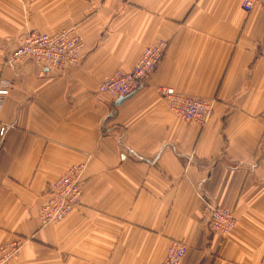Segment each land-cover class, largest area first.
I'll return each instance as SVG.
<instances>
[{"label":"crops","instance_id":"crops-1","mask_svg":"<svg viewBox=\"0 0 264 264\" xmlns=\"http://www.w3.org/2000/svg\"><path fill=\"white\" fill-rule=\"evenodd\" d=\"M0 0V76L11 81L1 121L0 247L24 238L8 264H159L172 239L182 264H264V1ZM74 28L78 67L6 57L29 30ZM169 41L148 84L117 104L98 92L145 45ZM166 85L212 100L201 127L174 116ZM84 164L82 203L42 226L49 186ZM237 224L213 233L205 202Z\"/></svg>","mask_w":264,"mask_h":264},{"label":"built area","instance_id":"built-area-1","mask_svg":"<svg viewBox=\"0 0 264 264\" xmlns=\"http://www.w3.org/2000/svg\"><path fill=\"white\" fill-rule=\"evenodd\" d=\"M264 0H242L241 6L246 12H250ZM165 41L147 46L141 53V57L135 66L127 72L118 71L115 75L105 79L101 85L104 93L113 97H126L134 93L141 82L152 72H155L160 65L161 54L165 47ZM84 46L82 37L74 28H65L52 33L38 32L32 30L25 35L21 45L17 47L15 56L18 60L32 58L48 64L47 66L55 70H65L78 65L82 60L81 50ZM161 57V58H160ZM9 80H0V137L4 136L7 130L6 124L1 122L3 106L6 98L10 94ZM156 92L168 100L177 115L181 114L186 120L192 121L197 108L201 106L197 100L185 98L175 92L171 86L159 85ZM184 99L183 104L182 100ZM193 100V101H192ZM180 106L183 110L178 112ZM207 108L202 109V115L207 113ZM84 164H74L70 166L65 174L55 179L50 185L49 198L43 204L40 219L44 222L59 221L64 215L70 212L74 204L80 200L84 190L82 175ZM232 212L228 209L220 208L212 219V227L224 233L231 230L229 222L233 221ZM2 262L6 257H10V250L7 246L1 247ZM187 252V246L183 241L175 240L167 248L166 257L160 264H180Z\"/></svg>","mask_w":264,"mask_h":264},{"label":"rangeland","instance_id":"rangeland-1","mask_svg":"<svg viewBox=\"0 0 264 264\" xmlns=\"http://www.w3.org/2000/svg\"><path fill=\"white\" fill-rule=\"evenodd\" d=\"M32 30H34V29H32ZM32 30H29L28 32H30V31H32ZM35 31H38V32H43V31H39V30H35ZM27 32V33H28ZM26 33V34H27ZM45 33H52V32H45ZM25 34V35H26ZM79 34V33H78ZM25 35L21 38V40H19V42L17 43V46H15L14 47V49L13 50H11V52L7 55V57H6V63L7 64H24V63H27V62H33V63H36V64H39V65H42V66H47L48 64H46V63H44V62H41V61H38V60H35V59H32V58H25V59H21V60H18L17 58H16V56H15V52L17 51V47L19 46V45H21L22 44V42H23V40H24V38H25ZM80 35V34H79ZM81 37V36H80ZM161 41H165V47H164V49H163V51H162V54H161V56H162V58H161V60H160V62L163 60V57H164V55H165V53H166V51H167V48H168V45H169V41L168 40H166V39H160V40H158V41H156V42H153V43H150V44H147V45H145L144 46V48H143V51H144V49L147 47V46H150V45H154V44H157V43H159V42H161ZM84 45H85V43H84ZM83 48H84V46H83ZM82 48V49H83ZM142 51V52H143ZM81 54H82V50H81ZM142 55V54H141ZM141 55L139 56V58H138V60L140 59V57H141ZM138 60H137V62H138ZM82 61V60H81ZM136 62V63H137ZM135 63V64H136ZM81 64V62L78 64V65H76V66H72V67H69V68H67V69H71V68H75V67H78L79 65ZM135 64L132 66V68L135 66ZM131 68V69H132ZM158 68V67H157ZM130 69V70H131ZM66 70V69H65ZM130 70H123V69H116L110 76H108L107 78H109V77H111V76H113V75H115L116 74V72H118V71H123V72H127V71H130ZM157 70V69H156ZM156 70H155V72H156ZM155 72H152L147 78H145L142 82H141V84L139 85V87L136 89V91L137 90H139L142 86H144V85H146V84H148V82H149V80H150V78L152 77V75L155 73ZM107 78H105V79H107ZM2 79H7V80H9V82H10V84H9V88H10V92H11V81H10V79L9 78H7V77H5V76H0V80H2ZM104 79V80H105ZM104 80H102L100 83H99V85H98V92L100 93V94H102V95H105V96H109V97H113V96H111L110 94H107V93H104L105 91L103 90V88H102V85H101V83L104 81ZM166 86V85H165ZM172 87V86H171ZM172 88H174V90H175V92H177L179 95H181V96H183L184 98H185V100L186 99H188V98H191V99H193V100H197L198 101V103H200L201 104V106H199L198 108H197V112H195L194 113V116L192 117L193 119H192V121H190V120H186V119H184V118H182L183 116L181 115V114H179V115H177L176 113H175V111L173 110L174 108L172 107V105H169L167 102H168V100L167 99H164L163 98V100H164V102L166 103V105L168 106V108H169V110L172 112V114L174 115V116H176V117H178L179 119H182V120H185V121H187V122H192V123H194V124H197L198 126H201V127H203V126H205L208 122H209V120L211 119V117H212V111H213V103H212V100H210V99H208V98H206V97H202V96H197V95H190V94H187V93H183V92H181V91H179V90H177L175 87H172ZM156 90V89H155ZM135 91V92H136ZM134 92V93H135ZM134 93H132V94H134ZM132 94H130V95H132ZM129 95V96H130ZM113 98H116V97H113ZM120 98V97H119ZM119 98H116L117 100L119 99ZM7 99V98H6ZM182 100V103H180V104H183V102H184V99H181ZM192 100V101H193ZM207 108L208 107V109H207V113L206 114H204V115H202V109L203 108ZM181 110H183L182 109V107L180 106V108H179V110H178V112H181ZM2 122V121H1ZM5 124V123H4ZM6 126H7V124H6ZM7 131V130H6ZM2 138V137H1ZM84 171V170H83ZM84 174V173H83ZM62 176V175H61ZM83 176V175H82ZM60 177V176H59ZM55 181V180H54ZM53 181V182H54ZM52 182V183H53ZM52 183H51V185H52ZM84 182L82 181V184H83ZM83 188H84V185H83ZM49 189H51L50 188V186H49ZM48 193H49V190H48V192H47V195H48ZM83 193H84V190H83V192H82V196L80 197V200L78 201V202H76L75 204H74V206H73V208L70 210V212L69 213H67L66 215H64L59 221H51V222H44L42 219H40V214H41V212H42V210H43V204H44V202H46L49 198H52L53 196H44V198H43V200H42V202H41V207H40V212H39V219H40V224L42 225V226H46V225H49V224H58V223H60L61 221H63V220H65V218L74 210V209H76L77 207H79V205L82 203V199H83ZM220 208H224V209H228V210H230L231 212H232V215H233V221H230L229 223L231 224V225H233L232 226V228H231V230L230 231H228V232H226V233H224V232H222V231H219V230H216V229H214L213 227H212V219H213V215H214V213L217 211V210H219ZM205 219H206V222H207V224H208V227L210 228V230L213 232V233H220V234H222L223 236H227L232 230H234V228L236 227V224H237V217H236V215H235V213H234V211L231 209V208H229V207H227V206H224V205H222V204H220V203H217V202H214L212 199H210V198H207L206 199V202H205ZM175 240H178V241H183L185 244H186V246H187V252H188V245H187V243L184 241V240H181V239H172L171 241H170V243L171 242H173V241H175ZM24 243H25V239L24 238H16V239H13V240H9V241H5V242H3L2 243V246L3 245H5V246H7V248L10 250V257H6V259H5V262H3V263H1V264H8L9 262H12V261H14V260H16L18 257H19V255H20V253H21V250H22V248H23V246H24ZM170 243H169V245H170ZM168 245V246H169ZM1 246V247H2ZM1 247H0V262H2V252H1ZM168 248V247H167ZM167 252V251H166ZM187 252H186V254H187ZM186 254H185V256H186ZM167 255H165V257H166ZM185 256H184V258H185ZM183 258V259H184ZM165 259V258H164ZM163 259V260H164ZM183 259H182V261H183ZM162 260V261H163ZM161 261V262H162ZM182 261L180 262V264H182ZM160 262V263H161ZM159 263V264H160Z\"/></svg>","mask_w":264,"mask_h":264},{"label":"water","instance_id":"water-1","mask_svg":"<svg viewBox=\"0 0 264 264\" xmlns=\"http://www.w3.org/2000/svg\"><path fill=\"white\" fill-rule=\"evenodd\" d=\"M128 97H129V96H126V97H120V98L116 101V103H117V104H120L121 102H123L124 100H126Z\"/></svg>","mask_w":264,"mask_h":264}]
</instances>
